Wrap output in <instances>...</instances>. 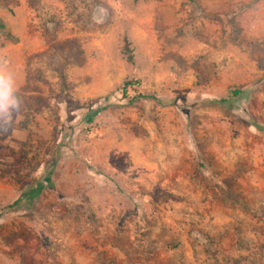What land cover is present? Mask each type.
<instances>
[{
	"label": "rangeland",
	"instance_id": "1",
	"mask_svg": "<svg viewBox=\"0 0 264 264\" xmlns=\"http://www.w3.org/2000/svg\"><path fill=\"white\" fill-rule=\"evenodd\" d=\"M251 4H236L234 13ZM17 11L10 7L9 15L20 21ZM10 49L9 69L15 77L19 70L20 94V66L12 67L20 48ZM254 57L258 69L253 67L248 78L237 76L230 85L219 81L216 87L199 90L217 96L196 106L211 112V129L201 114L195 117L199 144L206 139L215 144L221 171L217 168L210 186L217 191H208L194 178L185 197L170 192L164 198L149 191L168 187L167 182L153 183L147 178L154 171L132 167L128 152L114 147L137 135L139 153L145 155L150 136L143 114L157 112L164 104L134 98L136 93L147 94L140 80L136 90H127V97L120 87L110 93L111 100L81 102L65 93L63 63L62 69L41 64L43 69L29 76L40 84L41 95L34 94L33 103L25 102L12 126L0 130V264H264V137L250 131L249 122L264 126V54ZM25 70L29 72L28 66ZM227 90H240L245 97L217 102L228 100ZM193 105L179 103L168 110L190 111ZM88 108L95 113L90 125L84 121ZM230 150L237 161L230 159ZM202 165L214 171L210 163ZM160 171L162 178L169 175V168ZM33 188L41 189L37 198L21 199ZM145 222L153 228L147 231ZM198 229L204 238L211 237L212 245L190 240ZM149 232L158 242L152 247L142 244ZM172 239H180L182 246H165ZM151 249L153 257L148 255Z\"/></svg>",
	"mask_w": 264,
	"mask_h": 264
},
{
	"label": "crops",
	"instance_id": "2",
	"mask_svg": "<svg viewBox=\"0 0 264 264\" xmlns=\"http://www.w3.org/2000/svg\"><path fill=\"white\" fill-rule=\"evenodd\" d=\"M13 1L0 0V22L5 26L0 30V62L10 68V46L20 48L12 67L20 66V95L25 102L33 103L32 96L41 95L40 84L29 77L43 69L41 64L59 68L63 63L65 93L85 103L111 100L110 93L126 80L138 79L148 88L146 99L164 107L143 114L147 120L144 129L150 136L145 155L139 153L142 144L137 135L114 147L128 152L132 167L154 171L147 176L153 183L167 182L168 187L161 184L159 191L150 194L159 192L164 198L173 192L185 197L194 178L209 187L211 174L202 163H210L215 171L221 169L215 144L209 139L199 144L195 138V117L201 114L210 128L211 112L196 106L217 96L199 90L257 72L254 56L264 54V0ZM240 2L252 4L236 14L234 7ZM10 7H16L20 21L9 15ZM8 34L18 40L16 44ZM125 43L131 60L123 53ZM46 53L54 54L53 60ZM32 62L38 66L31 67ZM50 68L44 71L57 76ZM16 72L17 79L19 70ZM29 86L34 87L33 92ZM185 102L194 104L192 110L169 112V107ZM155 115L168 116L159 119ZM210 129L205 136L212 134ZM250 129L258 133L253 126ZM131 133L137 134L132 129ZM231 151L230 159L236 161L238 157ZM163 168H169V175L162 178Z\"/></svg>",
	"mask_w": 264,
	"mask_h": 264
},
{
	"label": "clouds",
	"instance_id": "3",
	"mask_svg": "<svg viewBox=\"0 0 264 264\" xmlns=\"http://www.w3.org/2000/svg\"><path fill=\"white\" fill-rule=\"evenodd\" d=\"M24 98L19 94L16 77L4 62H0V130H7L21 109Z\"/></svg>",
	"mask_w": 264,
	"mask_h": 264
},
{
	"label": "trees",
	"instance_id": "4",
	"mask_svg": "<svg viewBox=\"0 0 264 264\" xmlns=\"http://www.w3.org/2000/svg\"><path fill=\"white\" fill-rule=\"evenodd\" d=\"M4 28H5V26L0 22V30H4ZM8 38H9V40H15V38L11 34H8ZM123 53L126 55V57H127L128 60H131V52H130V49H129L127 43H125V45L123 47ZM139 83H140L139 80H134V79L126 80L123 83V85L121 86L122 87L121 89L123 91V96L127 97V94H126L127 91L126 90L128 88H130L131 90H135V88L137 86H139ZM134 95H136V96H134V98L135 97L136 98H143V99H146L147 98V96L142 95V94H137L136 93ZM242 95H243V92L240 91V90H230L228 92V96H227V99L228 100H226V98H224V99H220L217 102L227 103L229 101V99H231V100L232 99H235V98H238L239 99V98L243 97ZM94 117H95L94 111L92 110V108H88L87 109V113H86V118H84L85 123L87 125H90L93 122ZM251 125L254 126V127H256V128H260V126L254 124L253 122H251ZM40 193H41V189L40 188H33V189H31V190H29L27 192H24V194H23L24 196H22L21 199H24L25 197H30L29 199H32L33 200V199L37 198V196ZM18 201H19V199L16 200V201H14L13 205L18 204Z\"/></svg>",
	"mask_w": 264,
	"mask_h": 264
},
{
	"label": "flooded vegetation",
	"instance_id": "5",
	"mask_svg": "<svg viewBox=\"0 0 264 264\" xmlns=\"http://www.w3.org/2000/svg\"><path fill=\"white\" fill-rule=\"evenodd\" d=\"M241 99H243V97H241V98H235V99H232L231 100V102H233L234 100H241ZM245 99V98H244ZM249 122L251 123V122H253V119H250L249 120ZM254 124H256V123H254ZM257 125V124H256ZM250 126H252V125H250ZM259 126V125H258ZM254 127V126H253ZM257 131H258V133H261L262 135H263V137H264V126H260V128H256V127H254ZM237 161V160H236ZM242 163V161H241V159L240 160H238V162H236V164H238V166H240V164ZM237 166V167H238ZM207 171H209L210 172V174H211V177L212 176H214V173L216 172L215 170L214 171H212V169H209V168H207L206 169ZM236 170V169H235ZM234 170V171H235ZM216 181V179H211L209 182H215ZM227 183V182H226ZM228 184V183H227ZM213 191V190H216L217 191V188H215V187H213V186H210L209 185V188H208V191ZM221 192H220V195L222 196L224 193H222L223 191L222 190H220ZM169 195V194H168ZM208 196H211L210 198H208V199H211L212 197L213 198H215L216 196H212V195H208ZM204 199V198H203ZM150 204H152V203H150ZM144 220V219H143ZM145 226H146V229H147V231H148V227L150 228H153V224L152 223H146L145 222ZM200 229V228H199ZM198 229V230H199ZM194 233V234H193ZM191 235H192V238H190V240L193 242V243H200V240L202 239L203 240V242H204V244H206V245H212L213 244V240L211 239V237H206V238H204L203 237V235L200 233V230L199 231H194ZM148 237L147 238H145V239H143L142 240V244L143 245H145V246H149V247H152L153 246V243H155V242H157L155 239H152V233L151 232H149L148 234H146ZM175 240V241H174ZM168 245H177V247H181L182 246V244H181V240L180 239H172V241L171 242H168V243H166L165 244V246H168ZM148 255L149 256H151V257H153V249H151L150 250V252L148 253ZM151 260H152V258H151ZM158 260H156V262H152L153 264H159L158 262H157ZM162 263H164V262H162Z\"/></svg>",
	"mask_w": 264,
	"mask_h": 264
},
{
	"label": "built area",
	"instance_id": "6",
	"mask_svg": "<svg viewBox=\"0 0 264 264\" xmlns=\"http://www.w3.org/2000/svg\"><path fill=\"white\" fill-rule=\"evenodd\" d=\"M137 87H138V86H137ZM137 87L135 88V90L137 89ZM127 90H128V91H130L131 89H130V88H128ZM127 90H126V91H127Z\"/></svg>",
	"mask_w": 264,
	"mask_h": 264
}]
</instances>
